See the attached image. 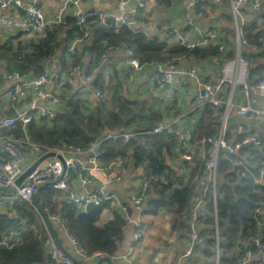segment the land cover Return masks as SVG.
Masks as SVG:
<instances>
[{
  "label": "crops",
  "instance_id": "crops-1",
  "mask_svg": "<svg viewBox=\"0 0 264 264\" xmlns=\"http://www.w3.org/2000/svg\"><path fill=\"white\" fill-rule=\"evenodd\" d=\"M3 1L8 2L6 5L0 6V15L20 18L30 0H20V4L14 2V0ZM130 1L128 0L126 3L128 10L137 6L139 2H145V6L140 9L141 13H139L140 17L136 28L144 29L150 38H156L165 43L177 44L178 40L169 35L170 30L165 28L166 25L171 29H176L179 32H189L192 35H196V28L202 31L216 28L218 33L217 43L224 44L227 51L233 50L234 57L240 52L241 56L248 61V81L252 85L258 83H255L254 79L258 76L257 66L259 65H261L262 79H264V39L261 41L258 39L262 46H258L256 50L241 45L239 47L237 44L238 20L242 22V28L256 23L261 29H264V0H259L260 6L257 9L243 6L237 21L231 11L230 0H219V2L213 0H171L169 4L161 3L159 0H133L129 4ZM37 2L42 7L45 18L52 21L62 7L64 0H37ZM119 5L120 0L79 1L81 11H100L106 14L108 20L120 14ZM76 9L68 7L64 15L71 14L75 16ZM199 13L201 14L199 15ZM186 15L190 17V22L187 21ZM102 28L104 29V25L101 23L92 24L88 36L75 42L76 51L82 54L79 72L70 67L71 57L61 46L57 47L49 59L42 62L40 65L42 71L49 74L47 89L57 95H64L65 92L68 94L77 93L85 101V105L91 109L101 104L95 95V90H99L107 95V101L104 103L107 109L113 106L112 99H123L130 103L129 107L133 110L132 116L138 117L137 121L143 125L146 123L152 124L155 121V126L159 123H168L170 128L183 130L188 127L192 129L200 120L203 108L196 106L189 94L182 93V82L187 79L185 72L194 70L202 82L214 81L221 75L223 58L215 56L198 60L179 57L174 64L181 73L177 72L172 81L161 86L151 78L155 63L141 65L139 69H133L131 80L128 82L125 70L129 66V55L124 47L107 50L104 59L101 58V53L96 55L95 59L91 57L93 53L91 54L88 50V46L93 42L96 30ZM61 36L62 33L59 37ZM41 37L42 34L38 31L22 33L15 29L0 27V44L9 41L14 46H26L32 41H39ZM244 52H251L256 57L251 59L245 57ZM252 66L255 67V74L250 72ZM229 70L233 76L238 75L240 71L236 64H233ZM6 75V65L0 61L1 117L12 116L18 111L26 109L31 102L32 95L31 90H26L24 94L14 100L3 98V95L11 86V82ZM22 76L25 78L35 77L32 72L22 74ZM61 80L65 81V85L59 86ZM188 80L190 90L196 91L197 81L193 78ZM65 95L67 96V94ZM221 97L223 100L230 99L234 105L244 102V96L239 86L232 88L227 85ZM53 110L55 112L57 108L54 107ZM209 110L215 113L216 131L211 136H216L224 118V108L217 107L215 110ZM239 126L243 130L242 133H237ZM133 129L123 125L119 130L120 132L117 133H132ZM243 133H256L261 136V134H264V120L237 115L235 108L231 107L227 112L226 139L228 141L238 139ZM113 142L115 143L116 140ZM122 142L127 143L128 141L122 139ZM241 148L243 146L234 152L238 158H244L250 154L249 151L241 152ZM131 151V149H127V153L123 157L129 164L128 174L121 182L111 185V189L127 208L131 223L126 222L123 227V239L117 252L107 257H110L112 264H127L129 261L136 264H205L208 258L204 252V245L199 244L190 255H184L188 243L189 210L193 206V200L186 214L178 213L177 202L168 192L164 196H160L154 189L147 190L138 206L132 203L130 192L137 188L139 175L146 168L142 165L135 166L131 160ZM181 151L182 148L175 145L171 147L168 154L165 153L164 155L165 162L170 170L161 175L165 177L166 181L172 179V183H170L173 188L179 186L183 178H187L190 173V167L188 168L187 161L182 159ZM189 152L194 158H200L201 144L194 143L190 146ZM36 160L37 155L25 150V157L21 165L23 169H27ZM181 168L184 171H181ZM66 176L67 187L60 190L62 199L70 193H80L94 187L93 185L83 184L70 170L67 171ZM195 179L196 192L201 191L206 185V176L203 169ZM3 212L7 213L9 211ZM113 215L114 210L103 208L97 225L100 226L107 222ZM49 227L55 243L67 252L72 253L73 248L64 234L65 228L59 216L58 221H50ZM202 227L208 228V226H201L200 228L202 229ZM137 229L141 231L142 235L140 240L135 241L134 232ZM238 248V245L233 247L234 251ZM218 251L217 248L216 258L218 257ZM253 259L260 260L258 257ZM100 264L109 263L102 261Z\"/></svg>",
  "mask_w": 264,
  "mask_h": 264
},
{
  "label": "built area",
  "instance_id": "built-area-1",
  "mask_svg": "<svg viewBox=\"0 0 264 264\" xmlns=\"http://www.w3.org/2000/svg\"><path fill=\"white\" fill-rule=\"evenodd\" d=\"M80 0H64L62 7L58 13L53 17L52 21L45 18L42 7L38 4L37 0H30L24 8V14L20 18L4 17L0 15V27L8 29H15L22 33L31 31L41 32L42 37L45 32L49 30L53 24L60 23L64 20V13L68 7L76 9V22L79 29L83 32L84 36H88L90 23H101L104 29L119 28L123 25L133 27L137 31H142L147 35L144 29L136 28L139 20V10L145 6V2H139L137 6L132 9L126 7L128 0H120V14L111 20L107 19L105 13L100 11L84 12L79 9ZM219 2V0H213ZM8 1L0 0V6L6 5ZM20 4V0H14ZM231 11L236 19L241 15V8L243 6H250L257 9L260 6L259 0H230ZM201 13H199L200 15ZM187 21H191L190 17L186 15ZM238 41L240 47L245 46L249 49L256 50L258 45L245 40L243 37L242 22L238 20ZM169 28V35L175 37L178 45L195 48L205 47L209 45H217L219 50H225L227 47L224 44L217 43L218 36L216 28H210L206 31L196 28V35L189 32H179L176 29ZM80 39L74 40L67 49L69 57L77 54L75 49V42ZM259 40H262L259 38ZM173 45L166 42V48ZM128 55L129 66L125 70L127 81L130 82L133 69H139L141 64L134 56L132 49L123 46ZM118 48V47H117ZM107 48L101 52V58L104 59ZM92 59L96 55H91ZM81 60L73 67L76 72H79L81 67ZM236 64L240 71L239 74L233 76L230 67ZM179 72L173 63H155L154 73L151 78L156 81L160 86L172 81L174 75ZM181 73V72H179ZM187 79L183 80L181 85L182 93L189 94L190 98L195 102V105L203 109L215 110L217 107H223V121L220 126L218 134L215 136H205L199 143L201 144L200 157L202 159V169L206 176V185L198 191L193 197V206L189 210V228H188V243L184 255H190L195 247L199 244H204L206 237L200 232V227L203 225V219L207 215L206 200L204 199L208 188L212 187V205L213 213H216V192L215 181L218 172V161L220 151H224L226 157L229 158L232 166L238 170L240 176H243L246 171H249V166L254 160L253 154H248L244 158L229 157L231 153L237 151L245 144L252 146L260 145L259 135L256 133H243L238 139L228 141L226 139V120L227 112L232 107L235 108L237 115L248 117L250 119H263L264 120V79H261L257 84L252 85L248 81V61L241 56L240 52L232 59L225 60L221 75L214 81L202 82L198 74L194 70L185 72ZM7 79L11 82L10 88L7 90L3 98L14 100L18 96L25 93L26 90H31V102L26 109L18 111L15 115L8 117L0 116V188H11L14 186L15 180L25 170L21 163L25 157V150L29 153L37 155V159L49 152L54 151L60 155L65 163L63 167L62 160L56 155L48 157L40 161L31 172L25 177L21 184L16 187L15 192L8 193L0 190V218H4L5 212L8 209H14L18 202L26 203L37 216L39 227L34 231L42 241L44 255L50 259L49 264H95L100 261L104 254L100 251H87L78 244L77 238L70 232L64 230V234L68 239L73 252L69 253L65 249L59 247L52 236L50 231V221H58V215L49 213L47 208L44 210L40 208L33 201V195L39 186L52 183V187L58 190L66 189V173L68 170L74 171L76 177L85 185H93L90 190H85L80 193H70L65 196L64 202L67 205L74 206L80 212H86L91 206H104L109 210L121 211L124 215L126 222L131 223L128 215V210L122 201L118 198L116 193L111 189V185L121 182L129 172V164L123 157H117L109 161L100 159L101 154L104 152L105 142L123 139L129 141L133 133H117L111 130H105L101 137L93 141L89 146L83 147L75 144L62 142L59 147H46L32 143L27 138L23 141L9 136L4 131L15 126L18 122L25 127L32 119L43 118L50 120L54 116V107L60 108L66 103L67 97L65 95H57L55 92L47 89L49 82V74L43 72L38 76L25 78L17 71L8 72ZM189 78L197 81V90H190ZM65 85V81L61 80L59 86ZM227 85L230 87L239 86L243 96L244 102L242 104L234 105L230 99L223 100L221 95ZM95 95L100 103L107 101V95L99 90H95ZM172 96V95H171ZM42 104V105H40ZM192 130L190 128L175 129L170 128L168 123L157 124L152 132L161 133L168 132L173 134L182 148L181 157L188 161L191 166L195 165V158L189 152L190 146L194 143L192 140ZM243 130L239 126L237 133H242ZM144 132H137L135 134H143ZM206 146H209L206 148ZM181 171L184 169L181 168ZM160 181L166 182L163 175L148 170H143L139 175L138 186L130 192V199L135 206H138L151 182ZM254 182L261 187V194L264 196V165L260 168L257 175L254 176ZM264 210V202L256 208V211ZM26 230V219L16 213L14 216V223L3 234L0 235V247L12 248L21 242L24 238V231ZM141 231L137 229L134 232V240L138 241L141 238ZM216 239L218 241V231L216 230ZM252 243L257 247V253H253L247 248L242 255L239 264H247L251 259L258 257L264 262V244L261 243L260 237L256 236L252 239ZM218 257L216 258L217 262ZM102 262V261H101ZM100 262V263H101ZM99 263V264H100ZM127 264H136L129 261Z\"/></svg>",
  "mask_w": 264,
  "mask_h": 264
},
{
  "label": "trees",
  "instance_id": "trees-1",
  "mask_svg": "<svg viewBox=\"0 0 264 264\" xmlns=\"http://www.w3.org/2000/svg\"><path fill=\"white\" fill-rule=\"evenodd\" d=\"M170 1L159 0L165 4H169ZM139 13H141L140 10ZM94 23H90V27ZM243 30L245 40L262 46L259 42L261 40L258 41V39H264V29L255 23L245 26ZM61 33L62 36L59 37ZM77 38L83 40L86 36L80 31L75 16L66 14L64 20L53 24L39 41H32L26 46H14L9 41L0 44V61L5 63L7 73L17 71L24 75L32 72L38 76L43 73L40 65L54 54L57 47L61 46L67 51L69 45ZM165 45V42L150 38L142 31L123 25L119 28L96 30L88 50L91 54L98 55L109 47L126 46L133 50L135 58L141 65L174 64L179 57L203 60L221 56L223 61L234 57L233 50L222 51L217 45L187 48L173 44L166 49ZM244 55L250 59L256 57L251 52H244ZM81 56L82 54L77 52L70 59L71 68L80 61ZM250 72L255 74V67L252 66ZM64 95L67 97L66 103L54 112L52 119L47 121L34 117L25 127L18 122L4 133L17 140L23 141L27 138L32 143L50 148L59 147L62 142L86 147L101 137L105 130L120 132L124 125L134 128L132 132L134 135L127 143H123L120 138L115 143L105 142L101 160L109 161L124 157L127 149H131V160L135 166L142 165L146 170L157 175L165 174L167 170H170L164 155L168 154L172 146L181 148L177 138L168 132L153 133L156 122L141 124L137 121L138 117L132 116L133 110L129 107V102L114 98L110 109H107L104 103L91 109L85 105V101L77 93L65 92ZM214 119L213 111L203 109L200 120L191 129L193 143H199L203 137L214 134L216 131ZM140 131L144 133L135 134ZM259 138V147L249 149L243 147L240 150L241 152L249 151L254 155L249 171H246L243 176H240L238 170L232 166L224 151H220L215 181V214L211 186L204 197L208 213L203 219L202 226H208V228L202 227L200 232L206 237L205 243L202 244L208 258L205 264H239L247 248L257 253L258 249L252 243L254 237L259 236L261 243L264 244V210L256 211V208L264 202V196L261 194V187L254 182V176L264 165V134H261ZM229 157H236V154L231 153ZM187 166L190 167V173L187 178H183L179 186L173 188L172 179H168L165 183L153 181L149 187V190H156L160 196H164L167 192L173 196L180 214L187 213L197 193L195 178L202 169L201 157L195 158L194 166L190 163L188 165L187 161ZM72 173L76 175L74 171ZM38 205L43 210L46 207L49 213L57 214L65 230L73 234L78 244L87 251L97 250L106 256H112L117 252L123 239V227L126 223L122 213L114 211L113 217L99 226L97 221L101 217L104 206H91L86 212H80L74 206L67 205L62 199L60 190L52 186H46L41 190ZM8 211L4 218H0V235L13 225L16 213L26 219V230L23 240L16 246L0 247V264H49L50 259L44 255L42 241L34 231L39 227V223L32 209L26 203L18 202L14 209H8ZM235 245L239 248L234 251ZM217 248L219 251L216 262ZM249 264H264V262L252 259Z\"/></svg>",
  "mask_w": 264,
  "mask_h": 264
},
{
  "label": "water",
  "instance_id": "water-1",
  "mask_svg": "<svg viewBox=\"0 0 264 264\" xmlns=\"http://www.w3.org/2000/svg\"><path fill=\"white\" fill-rule=\"evenodd\" d=\"M133 1V0H131ZM131 1L129 2V4H131ZM257 71H258V76L254 79V82L257 83L262 79L263 73H262V69H261V65L257 66ZM244 148H254L255 146H250L248 144L243 145ZM57 156L59 159L62 160L63 163V167L65 169V163L62 159V157L58 154H56L54 151H49L43 155H41L32 165H30V167H28L27 169H25L19 176L18 178L15 180L14 186H12L11 188L5 189V188H0L1 191L4 192H8V193H12L15 192L16 187H18L21 182L25 179V177L31 172V170L34 168L35 165H37L40 161H42L45 158L48 157H52V156ZM52 185V183L46 184L44 186H50ZM44 186H39L38 189L36 190V192L33 195V201L38 205V200H39V195L41 190L43 189ZM145 203V202H144ZM143 207V206H142ZM101 261H106L109 264H112V261L110 259V257L104 256L102 257V259L98 262H96L95 264H99Z\"/></svg>",
  "mask_w": 264,
  "mask_h": 264
}]
</instances>
